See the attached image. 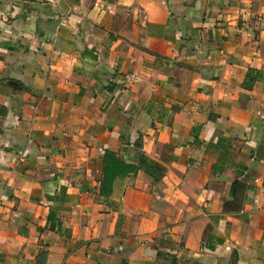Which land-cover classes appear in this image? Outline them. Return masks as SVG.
I'll use <instances>...</instances> for the list:
<instances>
[{
  "label": "crops",
  "instance_id": "crops-1",
  "mask_svg": "<svg viewBox=\"0 0 264 264\" xmlns=\"http://www.w3.org/2000/svg\"><path fill=\"white\" fill-rule=\"evenodd\" d=\"M0 264H264V0H0Z\"/></svg>",
  "mask_w": 264,
  "mask_h": 264
},
{
  "label": "trees",
  "instance_id": "trees-1",
  "mask_svg": "<svg viewBox=\"0 0 264 264\" xmlns=\"http://www.w3.org/2000/svg\"><path fill=\"white\" fill-rule=\"evenodd\" d=\"M113 86H116L113 84ZM138 169H142L154 179L159 180L164 173V167L158 162L141 155L137 164L121 160L115 151L105 150L102 155L101 179L99 192L101 195H109L113 182L116 178L135 174Z\"/></svg>",
  "mask_w": 264,
  "mask_h": 264
},
{
  "label": "built area",
  "instance_id": "built-area-1",
  "mask_svg": "<svg viewBox=\"0 0 264 264\" xmlns=\"http://www.w3.org/2000/svg\"><path fill=\"white\" fill-rule=\"evenodd\" d=\"M127 80H128V81L135 80V76H134V75H129V76L127 77Z\"/></svg>",
  "mask_w": 264,
  "mask_h": 264
},
{
  "label": "water",
  "instance_id": "water-1",
  "mask_svg": "<svg viewBox=\"0 0 264 264\" xmlns=\"http://www.w3.org/2000/svg\"><path fill=\"white\" fill-rule=\"evenodd\" d=\"M35 7H39V5H35Z\"/></svg>",
  "mask_w": 264,
  "mask_h": 264
}]
</instances>
